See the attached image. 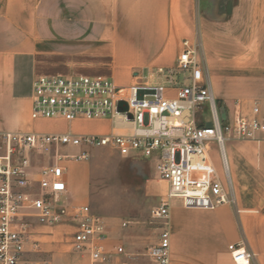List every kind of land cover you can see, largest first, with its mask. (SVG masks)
I'll return each mask as SVG.
<instances>
[{
	"label": "crops",
	"instance_id": "0c3cea01",
	"mask_svg": "<svg viewBox=\"0 0 264 264\" xmlns=\"http://www.w3.org/2000/svg\"><path fill=\"white\" fill-rule=\"evenodd\" d=\"M222 4L233 7L222 12L218 10ZM185 41L197 50L200 68L210 75L211 70H257L253 78L234 80L222 71H213L214 81L210 78L218 102L220 97L249 96L260 102L264 118V0H0V133H42L36 130L42 123L70 127L61 134H42L74 133L71 127L81 120L68 123L31 117L33 83L40 70L54 62L89 69L101 57H109L116 70L173 68ZM94 73L48 75H101ZM129 76L118 72L116 78L124 79L121 83L110 78L127 86ZM103 121L111 129L98 135L109 134L112 123L90 121ZM263 151L264 144L252 141L226 143L234 205L190 210L173 202L169 218L172 264H234L228 250L233 244L251 251L254 264H264ZM79 170L80 188L70 180L68 168L67 181L69 195L80 196L81 202L86 174ZM81 188L84 194L78 195ZM63 228L73 240L71 227ZM159 235L150 247L143 239L125 240L127 251L137 249L139 257L126 256L124 264H152L148 252ZM109 237L111 242L112 231ZM111 245L120 247L122 241Z\"/></svg>",
	"mask_w": 264,
	"mask_h": 264
},
{
	"label": "built area",
	"instance_id": "2783aa9c",
	"mask_svg": "<svg viewBox=\"0 0 264 264\" xmlns=\"http://www.w3.org/2000/svg\"><path fill=\"white\" fill-rule=\"evenodd\" d=\"M183 45L175 67L153 71L155 82L122 86L102 75L36 77L33 120H108L112 130L104 135L0 133V264H50L32 259L41 254L37 226L62 223H72L74 251L93 262L106 257L108 227L89 206L69 205L67 168L62 164L87 161L92 149L151 160L157 177L169 186L170 201H180L186 209L235 204L226 143L252 141L261 146L264 118L256 105L249 114L237 111L222 119L197 50L188 41ZM206 107L208 114L203 115ZM211 143L219 147L225 183L210 156ZM67 147L84 149L72 155L64 152ZM41 158L50 163L40 165ZM170 208V202H162L151 211L152 219L162 224L158 242L148 252L152 264H172ZM228 250L234 264H254V254L244 246L233 244ZM115 253L122 255L124 248H115Z\"/></svg>",
	"mask_w": 264,
	"mask_h": 264
},
{
	"label": "rangeland",
	"instance_id": "374dc122",
	"mask_svg": "<svg viewBox=\"0 0 264 264\" xmlns=\"http://www.w3.org/2000/svg\"><path fill=\"white\" fill-rule=\"evenodd\" d=\"M231 7H233V5L222 4V6H219L218 10L226 12V10L228 11ZM72 71H76L77 74L83 75H90L88 73L93 71L95 72L93 75H106L114 78L118 83L123 82L124 79L116 78L117 73L127 72L130 74L127 86L135 82H155L154 77L152 78L151 76L155 69L116 70L109 57H101L96 63L95 68L89 69H77L76 67L73 69L71 66L64 63L60 64V61L54 62L50 68L40 70L38 76L43 74L69 75ZM201 71L206 76L209 75L211 77L212 75L214 81L213 71H218L219 74L223 72L224 77L236 80L237 78H253L257 70H211V75L207 69H201ZM252 86L256 87L254 84H252ZM219 87H221V84ZM256 105L261 109L260 102L257 99H251L249 96L246 98L244 96H230V98L227 99L220 97L218 102L220 114L224 120L237 111L249 114ZM205 110L203 115L208 114L207 107ZM79 122L77 126L71 127L76 135H98L108 132L111 129L110 125L104 121L95 124L87 120H81ZM36 130L42 133L54 132L61 134L68 132L70 127L63 123H57L54 126L42 123L36 125ZM83 149L84 148L67 147L64 149V152L77 155ZM210 156L218 174H220L221 178L226 182L220 150L216 143H211ZM49 163L50 159L47 158H41L39 160L40 165H47ZM62 164L68 168L70 180L78 187L81 181V172L79 169H84L83 171H85L86 174L84 199L80 202V196L76 197L70 193L69 205H71L72 208L89 206L94 215L105 221L108 232L111 234L112 231L111 242L108 236L106 241L103 242L106 257L98 262H93L87 255L74 251L73 240H71L72 236L63 228L65 225H69L73 230L74 236L75 233L71 225L72 223H62L56 226H37V239L41 245V254L32 256L33 260L49 261L50 264H124V258H126V256L133 254L135 258L139 257V251L137 249H134L132 253L127 251L125 240H134L137 242V239H143L146 247H150L151 244L156 241L162 224L152 219V209L160 206L162 202H170V209H172L173 202L177 200L170 201L168 184L157 177L155 164L151 160L145 158L122 157L115 151L100 148L90 150V158L87 161H74L73 164V161L68 160L62 162ZM80 194H84L82 188L78 191V195ZM124 224H127V226L124 227ZM118 239H121L122 246L120 247L124 248L125 253L115 258V256L113 257L115 253L113 250L117 247L110 246V244ZM144 259H146V257H144Z\"/></svg>",
	"mask_w": 264,
	"mask_h": 264
},
{
	"label": "water",
	"instance_id": "95a60500",
	"mask_svg": "<svg viewBox=\"0 0 264 264\" xmlns=\"http://www.w3.org/2000/svg\"><path fill=\"white\" fill-rule=\"evenodd\" d=\"M206 127H207V128H211V127H212V124H211V123H208V124L206 125Z\"/></svg>",
	"mask_w": 264,
	"mask_h": 264
}]
</instances>
